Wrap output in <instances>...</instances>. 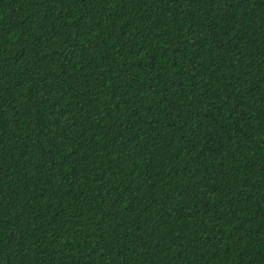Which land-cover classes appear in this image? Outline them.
Listing matches in <instances>:
<instances>
[{
	"label": "trees",
	"instance_id": "16d2710c",
	"mask_svg": "<svg viewBox=\"0 0 264 264\" xmlns=\"http://www.w3.org/2000/svg\"><path fill=\"white\" fill-rule=\"evenodd\" d=\"M0 264H264V0H0Z\"/></svg>",
	"mask_w": 264,
	"mask_h": 264
}]
</instances>
